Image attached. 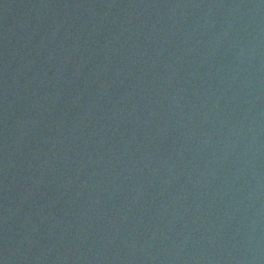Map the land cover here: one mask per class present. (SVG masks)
Listing matches in <instances>:
<instances>
[{
	"label": "water",
	"instance_id": "obj_1",
	"mask_svg": "<svg viewBox=\"0 0 264 264\" xmlns=\"http://www.w3.org/2000/svg\"><path fill=\"white\" fill-rule=\"evenodd\" d=\"M0 264H264V0H0Z\"/></svg>",
	"mask_w": 264,
	"mask_h": 264
}]
</instances>
